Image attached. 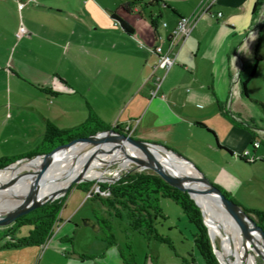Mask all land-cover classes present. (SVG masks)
I'll use <instances>...</instances> for the list:
<instances>
[{
    "label": "crops",
    "instance_id": "1",
    "mask_svg": "<svg viewBox=\"0 0 264 264\" xmlns=\"http://www.w3.org/2000/svg\"><path fill=\"white\" fill-rule=\"evenodd\" d=\"M122 1L0 0V158L31 155L42 146L49 124L74 130L94 112L110 127L127 128L184 155L220 154L212 158L215 181L229 176L239 181L225 164L240 153L224 144L219 128L228 120V135L241 139V118L229 112L223 93L232 73L244 65L240 53L259 35L264 0H215L167 72L155 67L153 47H167L179 17L208 0H138L130 13L120 12ZM113 10L132 32L116 24ZM145 18L149 25L140 21ZM20 24L28 32L18 37ZM155 75L163 79L152 96ZM238 186L225 183L232 195ZM19 246H0V264H34L33 255L35 264H62L55 261L62 257L59 252L70 256L64 247L39 252V247ZM69 259L65 264H81Z\"/></svg>",
    "mask_w": 264,
    "mask_h": 264
},
{
    "label": "rangeland",
    "instance_id": "2",
    "mask_svg": "<svg viewBox=\"0 0 264 264\" xmlns=\"http://www.w3.org/2000/svg\"><path fill=\"white\" fill-rule=\"evenodd\" d=\"M142 6H145L143 1ZM140 21L149 25L147 18L140 19ZM257 40L258 36L252 48L240 53L244 65L242 66L240 63L239 69H235L223 93L229 112L235 113L241 118V121L238 120L240 126L236 125L241 129V139L236 134L228 135V120H225L219 128L220 137L226 146H230L236 153H242L248 149V157H254L255 161L248 162L241 158L239 160V157L235 155L233 158L236 160L226 163L225 167L231 174L237 176L239 181H231V176L226 177L225 181H215L216 166L212 158L219 156L220 159L222 155L206 153L208 155L205 157L204 155L187 154L185 156L190 158L214 183L224 188H226L225 183L233 186L239 185L238 190L233 192V198L243 206H254L248 208L264 210V159L261 158H264V105L262 104L264 102V59L259 62L255 75L248 83V95L241 92L239 81L246 78L251 72ZM235 44L237 46L238 41ZM258 50L264 55V29L260 33ZM251 132L255 134V138L250 137ZM244 133L247 135L246 139L243 137ZM257 140L260 142L255 144ZM242 143L244 144L242 145ZM237 144H241L242 147H238ZM232 163L239 165V168L235 169L236 171L233 170V167L231 168ZM134 164L131 159H128L126 164H121L120 158H115L108 163L94 165L93 168L114 178L121 173V170H123V175ZM39 165L40 162H37L29 168L26 166V168L2 173L1 175L8 173H12V175L0 178V186L25 181L35 173ZM158 174L166 178L164 175ZM108 178L105 180L84 179L83 181H92V188H95L99 182H114L109 181ZM76 184L70 188L67 195L65 194V203L61 214L63 221L54 227L51 237L43 245L25 244L19 247H39V252L43 247H51L53 251H57V247H64L68 253L70 252V256L63 257V254L59 252L62 257L59 256L55 259L56 262L62 264L67 263L69 258L76 259L81 264H128L127 261L132 257L140 264H208L195 245L196 224L188 219L180 204L174 199L160 198V205L165 217L158 219L156 228L161 238L146 237L129 225L126 214L115 215L112 210L89 198L88 192L76 187ZM65 195H60L57 198L63 199ZM28 227L27 225L19 227L15 237L23 236ZM211 243L213 250L214 247H225L220 237L213 238ZM215 256L221 264L217 253ZM256 259L260 264H264L261 256L256 255ZM32 261L35 264L37 256L33 255Z\"/></svg>",
    "mask_w": 264,
    "mask_h": 264
},
{
    "label": "trees",
    "instance_id": "3",
    "mask_svg": "<svg viewBox=\"0 0 264 264\" xmlns=\"http://www.w3.org/2000/svg\"><path fill=\"white\" fill-rule=\"evenodd\" d=\"M137 2L138 0H123L118 8L121 13H130L134 11V6ZM147 4L149 3H144V5ZM256 6L254 7V10L256 9ZM120 12L113 10L111 13L112 18L118 22L124 31L132 32V25ZM263 29L264 21L259 25V35L255 45L251 72L246 78L240 79L241 91L245 95L249 94L248 83L255 75L259 62L264 59V55L258 50L260 33ZM262 104L264 105V102H262ZM108 127L110 126L103 123L94 112H91L87 120L74 130H63L53 124H49L44 132L42 146L38 151H34L31 155L49 152L73 138L81 137ZM116 128L125 131L120 126H116ZM254 135L255 134L252 133L251 137L253 138ZM218 146L225 147L221 143H218ZM22 157L24 156L2 157L0 158V167ZM239 157L249 161V159L242 153L239 154ZM261 158L264 159L263 157ZM252 161L254 160H251V162ZM92 185V181H81L76 184V187L82 188L87 192L90 191L91 194L89 198L98 201L103 207L112 210L115 215L121 216L126 214L129 225L146 237L154 236L155 238H161L156 228L158 219L165 217L160 205V198L170 197L174 199L180 204L188 219L196 224L197 231L194 233V241L205 261L208 264H219L212 247L207 226L203 219L202 211L187 190H184L178 185L166 180L149 168L127 171L112 183L99 182L98 190L92 188ZM216 185H218L228 197L234 199L229 190L219 184ZM102 191H107V193L102 194ZM66 195L63 199L56 198L46 202L10 222L0 225V246L11 247L24 244H42L46 242V240L51 237L54 227L61 220V211L64 207L63 205ZM243 207L255 218L259 227L264 232V210ZM25 225L29 226L26 233L21 237H15L18 228ZM127 263L140 264L136 262L133 257L128 260Z\"/></svg>",
    "mask_w": 264,
    "mask_h": 264
},
{
    "label": "water",
    "instance_id": "4",
    "mask_svg": "<svg viewBox=\"0 0 264 264\" xmlns=\"http://www.w3.org/2000/svg\"><path fill=\"white\" fill-rule=\"evenodd\" d=\"M104 140H112L115 142L127 140L132 145L140 149L141 154H138L127 150L126 147L123 146V150L126 156L131 158V160L135 163L129 168V170H126V172L130 170H139L144 168L153 169L157 173L164 175L167 178H165L166 180L178 185L184 190H187L190 196L195 199L196 203L201 208L204 222L208 226L211 242L213 241V236L206 220L205 211L203 210L197 199L194 197L192 193V187L202 190L203 192H211L216 195L225 210L237 222V224L245 233V238L248 243L252 244L255 254L261 256L264 260V232L259 227L255 218L248 211H246L242 204L228 197L222 191V189L205 174V172H203L190 158L186 157L180 151L158 141H152L133 136L129 131H121L116 127H108L106 129L97 130L81 137L73 138L52 149L49 152L38 153L31 156H24L3 167H0V169H3L12 165L13 163L30 161L34 158H41L43 163V169L34 179L30 190L22 198V200L9 210L0 213V225L8 223L16 219L17 217L28 213L34 208L43 205L44 203L54 200L60 195H65L74 184L79 183L84 179H94L87 178L84 176V173L92 159V157H90L85 161V164L83 165V168L80 173H78L65 187L53 191L52 193L47 194L45 196L39 195V189L44 181L45 168L48 165H52V163L57 159V156L61 151H64L75 144H85L84 150H89ZM157 147H161L164 151H158ZM158 156H165L166 158H170V156H173V158H175L177 161L182 162L193 168L196 174H192L178 169L175 165L170 163V161L167 160L168 162H164ZM32 172L34 171L32 170ZM122 172L123 170H121V173H119L117 177L108 178L109 181H115L119 179L122 176ZM98 179L105 180L107 178ZM5 186L6 184L3 185V187ZM218 249L219 248L214 247L215 253L217 254ZM218 258L221 264H223L219 255Z\"/></svg>",
    "mask_w": 264,
    "mask_h": 264
},
{
    "label": "bare ground",
    "instance_id": "5",
    "mask_svg": "<svg viewBox=\"0 0 264 264\" xmlns=\"http://www.w3.org/2000/svg\"><path fill=\"white\" fill-rule=\"evenodd\" d=\"M123 146L131 152L141 154L140 149L127 140H122L121 142L104 140L89 150H84L85 144H75L61 151L52 165H48L45 168L44 181L39 189V195L45 196L65 187L78 173H80L85 161L90 157H92V159L84 176L87 178H108L109 176L104 174V172L94 169L93 167L94 165L108 163L115 158H120V163L126 164L128 159L130 160L131 158L126 156ZM157 150L162 151L163 149L157 147ZM160 159L164 162L170 161V163L175 165L178 169L196 174L193 168L177 161L173 156H170V158L162 156ZM37 162H40L39 167L35 173L25 181L7 184L5 187H3V185L0 186V213L9 210L22 200L30 190L34 179L43 169V163L41 158H34L30 161L16 162L6 168L0 169V178H2L12 175V173L1 175L2 173L19 168H26V166L29 168ZM192 193L205 211L206 220L213 238L220 237L225 245L224 248L218 249V255L222 263L260 264L256 259L252 244L248 243L245 238V233L225 210L218 197L211 192H203L195 187H192Z\"/></svg>",
    "mask_w": 264,
    "mask_h": 264
},
{
    "label": "built area",
    "instance_id": "6",
    "mask_svg": "<svg viewBox=\"0 0 264 264\" xmlns=\"http://www.w3.org/2000/svg\"><path fill=\"white\" fill-rule=\"evenodd\" d=\"M214 2L215 0H208L204 5H202L197 11H195L191 15H181L179 17L175 28L173 29L170 37L168 38L167 47H163V45L160 43L156 44L153 47V50L158 54V59L155 64V67L161 66L167 72L176 63L178 52L181 46L183 45V43L185 42V40L187 39V37L189 36L194 24L204 13L210 12V7ZM220 14L221 12L219 11L218 15ZM116 24H118L117 21ZM27 32H28L27 27L24 24H20V26L16 31V35L20 37ZM162 79L163 77L161 75H155L156 87L151 90L152 96H155L157 94ZM125 131H129L131 133V131L127 128H125ZM258 142L260 141L258 140L255 141V144H258ZM248 153H249L248 149L242 152V154L245 155L249 160H254L255 159L254 157L252 158L248 157ZM94 189L98 190L99 186L97 185ZM102 193L106 194L107 191H102ZM90 194L91 192L89 191L88 196H90Z\"/></svg>",
    "mask_w": 264,
    "mask_h": 264
},
{
    "label": "flooded vegetation",
    "instance_id": "7",
    "mask_svg": "<svg viewBox=\"0 0 264 264\" xmlns=\"http://www.w3.org/2000/svg\"><path fill=\"white\" fill-rule=\"evenodd\" d=\"M123 130H125V129L123 128Z\"/></svg>",
    "mask_w": 264,
    "mask_h": 264
}]
</instances>
